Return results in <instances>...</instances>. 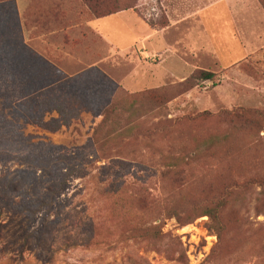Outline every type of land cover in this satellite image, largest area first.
<instances>
[{
    "label": "rangeland",
    "instance_id": "1",
    "mask_svg": "<svg viewBox=\"0 0 264 264\" xmlns=\"http://www.w3.org/2000/svg\"><path fill=\"white\" fill-rule=\"evenodd\" d=\"M162 1L104 0L98 8L128 5L132 9L121 12H132L149 26L162 19L168 23ZM251 1L258 9L254 53L224 69L212 64L198 19L169 32L168 44L187 63L167 57L158 67L160 57L147 61L139 48L124 52L125 46L116 44L119 53L113 54L88 26L100 18L81 0H0V155L20 156L38 144L50 145L55 153L87 146L103 120V108L110 105L116 132L132 130L107 161L96 165L107 169L72 180L51 215L46 211L48 184L20 185L7 208L0 209V264H50V221L58 220L57 249L75 215L97 223L108 218L110 230L96 232L97 247L64 250L54 264H106L124 255L128 249H111L121 227L108 213L110 185L129 192L141 187L156 198L164 194L187 210L218 206L224 230L217 251L207 216L185 226L165 220L163 231L180 240L185 260L135 247L149 264H204L214 250L216 264H264V0ZM201 71L213 79L201 80ZM56 108L63 110V118ZM16 110L31 116L30 122L13 117ZM39 119L50 121V131L36 124ZM173 157L187 159L188 166L164 169L162 158ZM11 158L0 157V183L5 173L24 168ZM29 200L34 210L45 205L38 208L34 224L23 222L21 206ZM83 234L92 237L87 229ZM35 238L38 248L45 247L41 259L40 250H33Z\"/></svg>",
    "mask_w": 264,
    "mask_h": 264
},
{
    "label": "trees",
    "instance_id": "2",
    "mask_svg": "<svg viewBox=\"0 0 264 264\" xmlns=\"http://www.w3.org/2000/svg\"><path fill=\"white\" fill-rule=\"evenodd\" d=\"M86 6L95 13L97 18H104L111 16L113 14L119 13L121 11H126L132 9V7L125 5L122 8H115L113 10L99 12V3H104V0H81ZM160 1V0H158ZM168 23L165 19L159 24L150 23L149 27L152 31H158L166 28ZM197 76L204 81H211L213 79V74L208 72H200ZM47 108L50 109V101L46 103ZM59 114V118H63V110L56 108ZM102 117L103 120L101 124L96 128L92 136L91 141L87 146L76 149L73 152L65 153L58 150L57 153L53 151L50 145L38 144L34 146L31 151L24 152L20 156H13L2 153L0 157L11 158L17 165L24 167L22 169H16L11 175L21 176V178L15 179L5 173L2 176V181L0 183V209L3 210L7 208V205L11 203V196L16 194L22 186L32 185L33 187L40 186L41 184H48L46 186L47 190V212L50 209V215L54 211V207L59 204L58 199L64 195L68 190L69 184L76 177L82 178L86 175L87 171L92 169L105 170L108 168L106 164L97 167V163L107 161L111 153L117 149V142L122 139L125 135H131L132 130H124L122 133H118L115 130V124H113V112L114 108L112 105L103 108ZM13 117L21 118L30 122L31 116H25L19 113L18 110L12 112ZM28 122V123H29ZM36 124L40 125L47 131H50V121L43 123L38 120ZM108 124V125H107ZM212 142V140H211ZM210 142H204L209 144ZM212 144V143H211ZM187 159L173 157V158H162L163 168L170 171H177L182 169L184 166H188ZM39 172V175H37ZM45 178V179H44ZM22 184V186H20ZM136 185V184H135ZM112 186V187H110ZM107 187V193L109 197L106 202L110 209L108 213L115 215L119 219L120 225V239L119 242L114 245L112 250L118 248H125L127 252L124 255H119L118 258L110 260L106 264H149L145 259L139 256L138 248L144 247L151 248L156 251L163 253L166 256L177 255L178 261L185 260V253L178 238H173L170 234L163 231L165 220L173 219L177 225L185 226L190 224L195 219L207 216L210 220V229H212L217 237V247L216 251L221 246V240L223 235V226L219 221V211L218 206H212L210 208L196 207L192 210L179 208L174 205L173 202L168 199L167 196H162L160 198L154 197L148 190H144L141 187L131 188L132 192L126 189L123 190V185L120 187H114L110 185ZM113 192V193H112ZM37 201V200H36ZM32 200L26 201L21 206L24 212V221L27 224H34V216L38 211V208L45 206L40 204L36 207L32 206ZM11 207V206H8ZM33 208V211H32ZM0 210V215L3 212ZM75 215L74 221H71L68 226V234L66 236V241L60 247L54 248V242L56 240L55 227H57L58 220L53 219L50 221V264L55 263L56 257L63 253L64 250L67 252L73 250H89V247H97L99 243L94 242L96 232L100 230L103 232H108L110 228L105 226V222L97 223L94 220L89 219L88 221L78 218ZM69 217V216H68ZM145 219V220H143ZM146 219H149L146 220ZM77 222V224H75ZM44 224V219L39 223L40 226ZM117 226V227H118ZM53 229V230H52ZM92 234L91 238L83 236L86 231ZM36 229L33 231L37 233ZM39 243L43 242L42 236L37 237ZM37 238L34 244L33 250H40L37 253V259H41L45 250L43 248H38ZM168 241L167 245L164 241ZM44 243V242H43ZM162 247V250L159 248ZM158 247V248H157ZM32 250V249H30ZM216 251H212L211 254L206 258L204 264H216ZM100 260H96L94 263H98Z\"/></svg>",
    "mask_w": 264,
    "mask_h": 264
},
{
    "label": "crops",
    "instance_id": "3",
    "mask_svg": "<svg viewBox=\"0 0 264 264\" xmlns=\"http://www.w3.org/2000/svg\"><path fill=\"white\" fill-rule=\"evenodd\" d=\"M254 2L163 0L160 4L166 9L168 26L162 30L152 31L132 12H120L109 17L92 19L88 26L110 45L113 54L119 53L116 44L124 45V52L139 48L147 61L156 56L160 57L158 67H161L167 57L182 64L187 63L175 54V49L168 44V36L169 32L177 29L181 23L198 19L207 38L208 53L212 54V64L230 69L249 58L254 53L255 45L251 40L254 43L259 40L255 31L258 9ZM190 39L193 47L195 39L193 36H190ZM191 52L197 51L193 49Z\"/></svg>",
    "mask_w": 264,
    "mask_h": 264
}]
</instances>
